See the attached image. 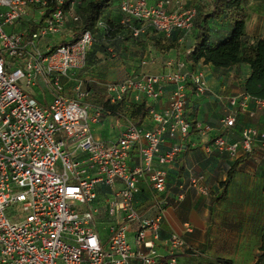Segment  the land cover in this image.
Wrapping results in <instances>:
<instances>
[{
	"label": "built area",
	"instance_id": "1",
	"mask_svg": "<svg viewBox=\"0 0 264 264\" xmlns=\"http://www.w3.org/2000/svg\"><path fill=\"white\" fill-rule=\"evenodd\" d=\"M64 1L55 0L54 8L46 14V0H0V264H172L184 247V240L177 234L169 235L165 240L167 255H161L153 243L159 237L160 215L141 218L133 200L138 181L145 177L155 192L165 190L166 172L154 168L153 162L171 163L180 152L178 145L163 151V137L188 135V99L209 91L205 76L201 70H191L185 61L178 60L167 63L173 66L167 73L142 74L106 85L110 104L138 103L144 98L156 100L168 85L173 89L163 112L150 111L156 122L153 130L144 131L128 121L115 142L96 140L90 124L98 123L107 112L90 103L84 89L77 88L74 98L65 96L60 81L68 70L84 66L93 42L92 33L85 31L75 42L47 51L38 45L41 38L61 33L67 19L79 21L73 11L78 1H70L66 8ZM164 3L167 0L157 4L120 0L124 15L121 23L129 25L135 20L140 24L129 25L134 37L147 28L166 37L177 30L191 32L195 8L168 12ZM30 9L37 15L33 22L38 24L31 34L3 29L13 27ZM7 58L15 62L10 63ZM37 75L52 91L46 107L19 85L22 81L26 87L34 85ZM219 98L231 107L238 99ZM254 101L264 111V100ZM234 120L232 111L226 109L220 124L223 128L231 127ZM194 130L203 136L213 131L202 122L194 124ZM210 140L214 148L233 158L250 152L256 143L264 152V133L251 127L244 128L236 142L229 143L218 134ZM67 141L84 153L85 161L74 159L66 151ZM133 149L138 152L139 165L129 168L128 158ZM117 181L122 188L107 201L106 210L110 218L121 213L122 219L109 226L108 241L103 246L90 226L93 212L81 213L73 203L90 202L96 197V185L113 189ZM197 182L191 179L192 186L205 193L206 189L198 187ZM9 207L24 213V218L9 212L8 217ZM131 222L137 224L133 243L127 238Z\"/></svg>",
	"mask_w": 264,
	"mask_h": 264
},
{
	"label": "crops",
	"instance_id": "2",
	"mask_svg": "<svg viewBox=\"0 0 264 264\" xmlns=\"http://www.w3.org/2000/svg\"><path fill=\"white\" fill-rule=\"evenodd\" d=\"M159 1L161 0H147L148 4H157ZM163 7L172 12L194 7V2L167 0ZM103 17L120 23L122 27L113 37L100 34L93 38L84 66L70 69L60 78L63 93L69 98L75 97L77 88L88 91L91 97H98L89 89L92 84L107 95L104 87L108 84L121 83L127 78L142 74L167 73L173 69V66L167 63L183 60L184 54L193 44L192 37H179L181 31L178 30V37L168 38L161 32L149 29L134 37L130 27L121 23L124 15L120 11V0H115ZM36 18L35 12L30 9L13 27H6L5 31L23 33L26 31L23 22H33ZM134 21H130L132 26ZM135 26L139 27L140 24L137 22ZM72 27L71 19H67L61 33L39 40V48L47 51L56 45L69 42L74 34ZM247 38L250 43L258 38L264 39ZM164 43H171L172 48H161ZM245 67L243 66V69ZM236 68H218L204 64L195 67V70L203 72L209 91L199 98L189 99L185 118L209 124L214 129L206 136L194 129H190L186 137L177 134L170 138L164 135L161 147L163 151L172 145L180 147V152L174 156L171 163L160 165L156 161L153 162L154 168L166 172L165 190L161 193L155 192L147 177L137 183L133 205L139 216L145 219L160 215L159 237L153 242L156 250L166 256L165 240L173 233L184 240L185 245L177 252L172 264H257L258 260V264H264V250L261 248L264 236V152L259 144L254 145L248 159L238 165L225 190V196L222 197L221 184L226 180L235 161L245 153H240L235 158L230 157L214 148L210 140L224 129L220 119L226 109L233 110L232 114L236 118L235 127L225 135L226 140H239L241 131L248 127H256L258 133H264V111L244 94L240 84V80L248 76L249 69L246 67L244 74L240 76ZM22 82L24 86L21 87L32 99L42 107L48 106L52 91L44 84L41 75L36 76L32 86L26 87L25 81ZM172 89L171 85L165 87L156 100L142 99L146 103L147 114L138 127L144 131L156 127L150 111L163 112L168 107ZM220 96H236L240 103L236 102L235 106L231 107L225 99L221 100ZM123 109L122 105L116 113L107 112L98 123L90 124L96 140L111 143L118 139L127 122L131 121ZM65 148L74 159L85 161L84 153H78L71 141L66 142ZM138 165V152L133 149L128 158V166L133 168ZM58 168L60 169L59 165ZM191 179L198 180L197 186L204 187L206 192L202 193L192 186ZM121 188L122 183L119 181L113 189L98 184L94 188L96 197L82 204L83 209H77L81 213L93 212L90 226L103 246H106L108 241L109 226L122 219L121 213H117L114 219L110 218L106 210L107 201ZM128 227L127 238L133 243L137 224L131 222ZM147 238L152 239L151 235Z\"/></svg>",
	"mask_w": 264,
	"mask_h": 264
},
{
	"label": "trees",
	"instance_id": "3",
	"mask_svg": "<svg viewBox=\"0 0 264 264\" xmlns=\"http://www.w3.org/2000/svg\"><path fill=\"white\" fill-rule=\"evenodd\" d=\"M46 1L47 14L54 8L55 0ZM70 1L72 0L64 1V8L68 7ZM76 1L78 2H76L73 11L79 16V21H71L73 25L71 29H73L74 34L69 42L62 44L75 42L78 40L80 34L85 31L91 32L93 38L100 34L104 37H113L122 27L120 23H114L108 18L103 17V14L108 11L115 0ZM193 2L194 7L192 8H195L196 14L193 18L191 32H180L181 35L179 36L178 32L174 31L168 37L193 38V44L190 50L184 54L183 59L189 69L195 70L198 64L211 65L218 68L246 66L249 69V74L240 80L244 94L253 100H264V39L258 38L251 43L248 41L245 33L247 21V9L245 5L247 0H193ZM136 23L137 21H134L133 25L135 26ZM23 24L26 26L28 35L35 31L38 25L28 20L25 23L23 22ZM129 25L128 27H130ZM124 27L128 29V27ZM147 29L156 31L152 28ZM60 45H56V47ZM161 48L169 49L172 48V45L171 43H164ZM89 89H92L94 95L98 96L96 98L89 96L88 99L93 105L101 106L104 112L110 113H116L123 105L125 114H128L131 118V123L135 126H139L147 114V107L144 101L138 103L131 102L129 104L119 101L110 104L108 96L104 95L99 87L92 84L89 86ZM237 102L240 103L238 100ZM185 119L190 123V129L193 130L194 124L198 121L194 122L187 118ZM235 122L236 118L233 126L224 128L217 132V134L225 138L226 133H229L235 127ZM251 128L257 130L256 127ZM226 141L232 143L228 140ZM250 153L251 151L238 158L229 169L226 180L221 184L222 197L225 196V190L231 182L238 165L248 159ZM261 248L264 250V236H262Z\"/></svg>",
	"mask_w": 264,
	"mask_h": 264
},
{
	"label": "rangeland",
	"instance_id": "4",
	"mask_svg": "<svg viewBox=\"0 0 264 264\" xmlns=\"http://www.w3.org/2000/svg\"><path fill=\"white\" fill-rule=\"evenodd\" d=\"M246 4L248 5V6L245 5L247 9V19H248L247 26L245 28L247 37H249L250 39L252 37H264V0H247ZM6 60L10 63L15 62V60L12 58H7ZM236 70L241 76V74L242 75L244 74L246 67L243 69V66H240L237 67ZM19 85L24 86L23 82H19ZM79 152L81 151L78 150V153ZM73 204L76 209L84 208V205L79 204L78 202H74ZM7 210H8L7 211L8 217L13 214H17L19 215V218L21 219L24 218L25 214L24 213L20 214V212H18L17 209L15 210L14 208L9 207ZM8 212L11 215H9Z\"/></svg>",
	"mask_w": 264,
	"mask_h": 264
}]
</instances>
